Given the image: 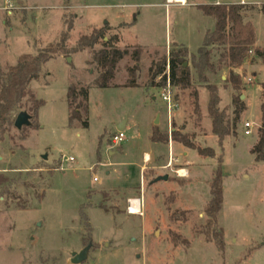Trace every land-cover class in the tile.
Wrapping results in <instances>:
<instances>
[{"label":"rangeland","instance_id":"obj_1","mask_svg":"<svg viewBox=\"0 0 264 264\" xmlns=\"http://www.w3.org/2000/svg\"><path fill=\"white\" fill-rule=\"evenodd\" d=\"M215 1L167 7L166 0H0V82L23 54L60 48L30 82V93L12 111L0 140V264H73L72 253L90 243L82 264H264V162L251 153L261 123L264 63L247 61L238 70L243 87L235 90L228 81L231 68L222 59L224 47L212 46L216 70L205 75L218 87L224 124L235 125L220 143L208 111L207 84L193 57L216 21L200 5ZM262 2L254 0L249 5L255 10L244 12L256 25L258 44L264 43ZM98 31L105 36L83 47V36ZM109 40L128 54L118 64L113 86L99 88L94 80L101 69L94 55ZM180 48L188 51L184 64L191 82L186 88L174 85L178 106L171 118L151 67ZM135 65L137 86H126ZM71 85L77 93L89 88L88 109L80 106L81 117L72 122L82 98L69 97ZM238 95L246 107L236 120ZM21 111L31 115V124L18 129L14 123ZM125 120V140L114 145L117 124ZM247 121L251 134L245 133ZM155 128L168 133L169 142L178 132L198 146H215L216 157L199 163L204 159L191 150L172 167L160 168L168 161L169 145L152 140ZM176 143L181 151L188 148ZM145 152L159 157L145 163ZM219 165L224 203L213 227L223 230V247L210 241L205 229L211 179ZM180 168L190 175L179 176ZM165 174L168 180L155 181ZM131 199L141 203L139 213V208L129 211Z\"/></svg>","mask_w":264,"mask_h":264},{"label":"trees","instance_id":"obj_2","mask_svg":"<svg viewBox=\"0 0 264 264\" xmlns=\"http://www.w3.org/2000/svg\"><path fill=\"white\" fill-rule=\"evenodd\" d=\"M203 12L207 16L215 18V28L209 31L205 38L203 45L199 48L197 54L193 55L195 60V67L200 72L202 80L207 84L209 91L208 111L213 118V132L219 137L220 143L224 138L235 132L234 126L230 127L225 125V118L219 110L220 95L218 94V87L216 84L211 83L205 71H215L216 65L212 60V46L218 45L224 47L222 59L228 61L231 68L228 81L232 84L235 90H240L243 87V76L238 70L247 62H256L260 59L264 63V46H257V31L256 25L251 20H245L244 12L247 10L254 11L255 7L243 3H220V4H203L200 5ZM264 16V3L261 8ZM102 31L93 33L90 36H83V47L95 45L101 38H103ZM108 46L97 51L94 55L95 62L100 66L101 72L94 80L95 86L99 88H108L113 86V80L116 75L117 67L120 61L128 54V50H122L115 47L112 41L105 42ZM179 51H172L168 59L156 63L151 67L152 82H155L158 76L162 75L167 65L170 67V76L174 85L188 87L191 82L189 69L185 66V58L188 54L187 48H180ZM60 52V48L51 45L40 51L37 55L23 54L18 63L11 66L7 73L0 82V140L3 139L7 131V125L11 121V113L17 107L19 102L27 96L30 92L28 86L33 79L38 78L43 65L49 61L54 54ZM135 60L139 61L138 52L135 53ZM156 67V68H154ZM138 70V65L130 67L129 71L131 79L126 86H137L135 73ZM166 82L164 76L155 85L162 86ZM262 103H261V123L258 128V140L251 149V153L255 155L256 162H264V82L262 83ZM77 88L71 85L69 88V97L73 101H77L79 97L82 98L71 115V122L75 118H80L81 113L79 107L84 106L87 111L89 88H81L77 93ZM44 104V101L39 102V107ZM235 106V117L238 120L241 112L245 109L246 105L241 100L240 95L233 98ZM83 126L89 125L87 120L83 121ZM153 141L168 142L170 136L168 133H161L155 128L151 136ZM172 141L181 142L186 147L196 150L200 155L208 157H216L213 148H204L191 142L186 136L178 132H173L171 135ZM224 179L222 165H219L214 170L211 179V199L208 202L205 212L209 218V225L205 227L207 237L210 241H215L219 246H224V232L223 230H216L213 226L217 227L219 215L223 209L224 203ZM214 228V231L212 230Z\"/></svg>","mask_w":264,"mask_h":264},{"label":"built area","instance_id":"obj_3","mask_svg":"<svg viewBox=\"0 0 264 264\" xmlns=\"http://www.w3.org/2000/svg\"><path fill=\"white\" fill-rule=\"evenodd\" d=\"M243 4H249L251 2H253L254 0H241ZM221 2L219 0L215 1L214 4H220ZM174 4H179V5H187L188 4V0H166V6H171ZM259 18V17H258ZM256 18L255 21L258 19ZM166 77V82L164 85L161 86V95H162V100L164 102H166L167 104V108H168V114L169 116L172 118V112L174 110V108H176L178 106V103L175 101L174 99V95H173V88H174V84L172 83L171 80V76H170V67L169 65H167V69L166 71L158 76V79L161 80L163 77ZM245 133L246 134H251L252 133V123L247 121L245 123ZM112 142L114 145H121L122 142L125 140V133L123 130H118L113 136H112ZM68 160H74V158L71 156L69 158H67ZM167 167H172V161L168 163ZM181 170H186V169H177L176 173L179 176H187L188 173L186 174H181ZM132 201L133 199H131L129 201V211L131 213H133L131 206H132ZM141 209V203L139 204V211L137 213L140 212ZM135 214V213H133Z\"/></svg>","mask_w":264,"mask_h":264},{"label":"crops","instance_id":"obj_4","mask_svg":"<svg viewBox=\"0 0 264 264\" xmlns=\"http://www.w3.org/2000/svg\"><path fill=\"white\" fill-rule=\"evenodd\" d=\"M220 1V0H219ZM221 2V1H220ZM261 2V1H260ZM222 3V2H221ZM225 3H228V4H231V3H242V1L241 0H239V1H229V2H225ZM263 3V2H262ZM211 4V3H210ZM261 17V16H260ZM264 44V43H263ZM263 44H258V43H256V45L257 46H262ZM260 61V60H259ZM257 63H259V62H254V63H250L251 65H254V64H257ZM226 77L225 76H223V79H225ZM246 97V99L248 98V96L246 95L245 96ZM153 98L154 99H156V97L155 96H153ZM158 120H159V125L161 124V119L160 118H158ZM123 123H125V126H123V129H121V130H123L124 131V129L126 128V126H127V123H128V121L127 120H125ZM158 125V127H159V130L160 131H164V129H162L160 126ZM119 127H122V124H117V129L119 128ZM119 130V129H118ZM116 133V132H115ZM257 140H258V138H257ZM257 140H256V142H257ZM255 142V143H256ZM168 143V145H169V157H168V161L164 164H161L159 167L161 168H163L165 165V167H167V165H168V163L169 162H171L172 161V166L174 165V164H176L177 162H180V158L179 157H181V156H183V157H189L190 156V151L192 150V151H196V150H194V149H191V148H187L186 150H183V151H181V148L179 147V145H177V143L175 142H173V141H168L167 142ZM255 145V144H254ZM213 148L215 149V146H213ZM216 150V149H215ZM197 152V151H196ZM217 152V151H216ZM198 153V152H197ZM199 154V153H198ZM200 155V154H199ZM157 157H159L158 155L157 156H155V157H153V156H151L148 152H145V154H144V162L145 163H147L148 161H151V160H153L154 158H157ZM201 157L204 159L202 162H199V163H203V162H206V160L207 159H209V160H213L214 158H212V157H207V156H203V155H201ZM185 161H186V163L188 164V165H193L194 164V162H192V161H190V160H186L185 159ZM168 168V167H167ZM141 169H144V165H142V168ZM182 169H186L187 170V172H188V175L187 176H189L190 175V170L188 169V168H182ZM224 173L226 174V172H225V170H224Z\"/></svg>","mask_w":264,"mask_h":264},{"label":"water","instance_id":"obj_5","mask_svg":"<svg viewBox=\"0 0 264 264\" xmlns=\"http://www.w3.org/2000/svg\"><path fill=\"white\" fill-rule=\"evenodd\" d=\"M71 60V59H69ZM187 65V63H185V66ZM159 120L157 119L156 122H158ZM31 124V115L27 112V111H21L15 120V127L18 129H22L23 126L26 125H30ZM123 126H125V123L122 124V127H119L118 129L121 130L123 129ZM43 158L46 159L47 155H43ZM169 175L165 174V175H161L159 176L157 179H155V181H159V180H168ZM107 244V243H106ZM91 248V243L89 245H87L83 250H81L80 252H73L72 253V263L73 264H82L89 255V251Z\"/></svg>","mask_w":264,"mask_h":264},{"label":"bare ground","instance_id":"obj_6","mask_svg":"<svg viewBox=\"0 0 264 264\" xmlns=\"http://www.w3.org/2000/svg\"><path fill=\"white\" fill-rule=\"evenodd\" d=\"M180 173L181 174H186L188 172H187V170H181ZM138 208H139V202H138V200H133L132 201V206H131V209H132L133 213L137 212Z\"/></svg>","mask_w":264,"mask_h":264}]
</instances>
